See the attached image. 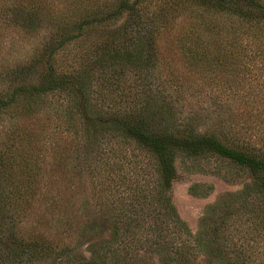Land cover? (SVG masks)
<instances>
[{
    "label": "trees",
    "instance_id": "16d2710c",
    "mask_svg": "<svg viewBox=\"0 0 264 264\" xmlns=\"http://www.w3.org/2000/svg\"><path fill=\"white\" fill-rule=\"evenodd\" d=\"M7 31L23 51L0 58V264H264V0H0ZM132 142L155 187L124 170ZM206 153L249 181L190 241L168 192L177 155Z\"/></svg>",
    "mask_w": 264,
    "mask_h": 264
},
{
    "label": "rangeland",
    "instance_id": "374dc122",
    "mask_svg": "<svg viewBox=\"0 0 264 264\" xmlns=\"http://www.w3.org/2000/svg\"><path fill=\"white\" fill-rule=\"evenodd\" d=\"M7 32L8 33L0 36V58L11 59L19 55L21 56L23 51L20 46L22 43L21 40H23L22 37L15 31ZM176 39L175 33L172 30L168 36L163 38L164 42L162 44V49L165 56L168 57L167 59L176 70L185 71L183 69L182 56L177 49L176 43L178 41ZM261 61L262 60L256 57L250 63V65L254 64L252 70L256 74V80L251 81L254 85L264 84L262 72L258 69V65H260ZM187 83L192 82L188 81ZM193 83L200 86L204 82L201 80H194ZM235 103L237 104L238 102L236 101ZM219 137L224 141L228 140L224 135H220ZM120 145H122V147H120V155L122 160H124V170L131 174L132 179H134L136 173H139L137 178L138 184H143L146 179V184H148V186L155 187L158 174L153 157L146 151L141 150L133 142L121 143ZM115 146H118V143H116ZM175 166L177 172L176 178L172 181L168 194L171 197L172 204L177 214L188 227L191 234L189 239L192 241L194 238L193 236L199 230L200 219L204 215L207 206L214 203L226 193L240 190L242 188V183L248 182L249 177L243 169L213 153H206L196 157L177 155ZM143 172H148V174L144 176L145 179L142 178ZM67 178L69 179L70 177L68 176ZM196 183L203 185L202 187L204 188H201V192L198 194H192L190 186ZM207 185L208 188H205ZM85 194L92 196V189L89 185L85 186ZM138 252L142 254L143 249H140ZM157 259L158 258L154 256L153 264H159ZM207 259L204 253L200 252L198 254L197 260L200 264H208ZM211 264L216 263L212 262Z\"/></svg>",
    "mask_w": 264,
    "mask_h": 264
}]
</instances>
